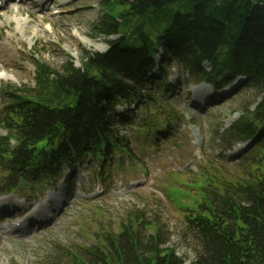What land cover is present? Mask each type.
I'll return each instance as SVG.
<instances>
[{
    "label": "trees",
    "instance_id": "obj_1",
    "mask_svg": "<svg viewBox=\"0 0 264 264\" xmlns=\"http://www.w3.org/2000/svg\"><path fill=\"white\" fill-rule=\"evenodd\" d=\"M182 1L195 4L193 13H178L157 40L137 33L138 19ZM101 5L94 29L107 37L121 34L109 41L107 52L82 53L80 67L70 59L61 71L37 60L33 91L0 89L5 97L0 124L7 131L0 136L5 193L16 192L23 179L47 185L63 169L87 160L112 161L113 152L131 153L121 134L128 121L117 107L143 103L162 109L160 98L171 91L169 71L159 67L163 77L154 71L169 57L215 90L239 76L264 90V0H104ZM169 110L160 115L171 117ZM228 140L230 147L232 141H250L247 172L236 182L216 176L195 186L201 198L186 215L198 243L191 264H264V101L233 125ZM143 223L129 217L120 233L109 232L71 253L72 264H186L173 248H160L159 235L145 237Z\"/></svg>",
    "mask_w": 264,
    "mask_h": 264
},
{
    "label": "rangeland",
    "instance_id": "obj_2",
    "mask_svg": "<svg viewBox=\"0 0 264 264\" xmlns=\"http://www.w3.org/2000/svg\"><path fill=\"white\" fill-rule=\"evenodd\" d=\"M103 1L52 0L43 10L36 0H12L1 8L0 47H7L9 63L0 60V89L33 91L37 60L61 71L70 59L80 67L82 53L107 52L109 41L121 34L107 37L94 29ZM194 8L192 1H182L140 18L137 33L147 32L157 40L178 13L192 14ZM45 15L50 23L43 21ZM68 22L74 26L66 30L63 26ZM161 63L169 71L171 90L160 98L163 108L153 111L138 103L119 110L128 121L122 130L131 153L113 152L109 162L84 161L74 169H63L52 183H27L11 194L2 189L5 177L0 172V202L17 204L15 212L0 207V264H72L71 253L79 254L82 247L98 243L109 232L120 233L134 216L144 222L145 237L159 235L160 248H173L186 264L195 260L197 238L186 217L201 198L195 186L208 178L217 180L216 176L236 182L245 175L250 141H232L230 150L229 128L264 101V90L237 77L219 92L221 103L213 101L209 86L208 106L198 108L194 100L201 82L171 57ZM203 66L208 71L212 67L208 62ZM157 74L163 77L162 72ZM202 90L198 96L206 92ZM4 107L5 97L0 94V113ZM166 108L176 119L160 115ZM152 124L156 127L143 131ZM5 133L0 124V136ZM36 206L45 207L44 226L29 217L34 219L31 229L21 230Z\"/></svg>",
    "mask_w": 264,
    "mask_h": 264
},
{
    "label": "bare ground",
    "instance_id": "obj_3",
    "mask_svg": "<svg viewBox=\"0 0 264 264\" xmlns=\"http://www.w3.org/2000/svg\"><path fill=\"white\" fill-rule=\"evenodd\" d=\"M37 2H38V6H37V8H41V9H43V10H46L47 9V7L50 5V3L52 2V0H36ZM12 2V1H11ZM8 5V4H7ZM7 5L5 6L6 8H7ZM56 12H58V11H54L53 13H56ZM43 21H48L49 23H50V19H49V16H44L43 17ZM72 26H74V24L72 23V22H68V23H65L64 24V26H63V28L64 29H68L69 27H72ZM5 47V48H4ZM0 51H3V53H1L0 52V54H3L4 56H5V54H4V52L7 50V47L6 46H2V47H0ZM3 55H0V60L2 59L4 62H6V63H9L8 61H9V59H6V56H5V58L3 57ZM4 58V59H3ZM241 82H239L237 85H235V86H233V88L231 89V91H234V90H236L237 88H238V85L240 84ZM202 87H204L205 89H206V92L205 93H203V95L202 96H198V91H203L202 90ZM197 91H196V97H195V100H194V105L195 106H197L198 108H205V107H207L208 106V96L210 95V91H209V86H207V85H205V84H201V86H199L197 89H196ZM201 133H200V131L198 130L197 131V135H196V140H198V142H200L201 140H202V138H201V135H200ZM237 151H239V153L237 154V155H239L241 152V150H237ZM236 151V152H237ZM237 155H235V156H237ZM6 202H0V207H2V208H7V210L8 211H10V212H15V210H17L16 209V203H13V201L12 200H5ZM46 206H48V202L45 204V207ZM45 207H43V206H39L37 209V211L35 212V213H33V215H31V216H29V217H34L35 218V220H37L36 221V223L37 224H41V226H44L43 224L46 222L45 220H46V218L48 217V216H46L45 214H43L44 213V208ZM38 212H41V214L39 215L38 214ZM43 216V217H42ZM29 217H27L26 218V220H24L23 222H22V226H21V230H24V231H27V229H31V226H32V223H34L33 222V220H28V218ZM28 220V221H27ZM27 223H30V224H28L27 225Z\"/></svg>",
    "mask_w": 264,
    "mask_h": 264
}]
</instances>
